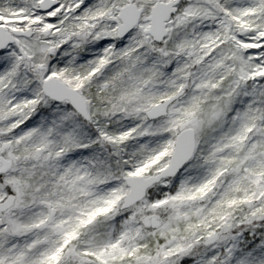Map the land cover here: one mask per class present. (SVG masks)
<instances>
[{"label": "snow or ice", "instance_id": "6c2138e0", "mask_svg": "<svg viewBox=\"0 0 264 264\" xmlns=\"http://www.w3.org/2000/svg\"><path fill=\"white\" fill-rule=\"evenodd\" d=\"M0 264H264V0H0Z\"/></svg>", "mask_w": 264, "mask_h": 264}]
</instances>
